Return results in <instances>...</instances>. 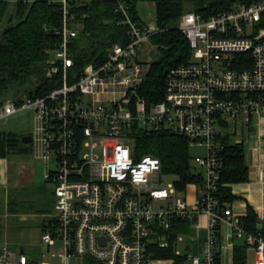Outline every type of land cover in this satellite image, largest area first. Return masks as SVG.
Masks as SVG:
<instances>
[{
  "label": "built area",
  "instance_id": "obj_1",
  "mask_svg": "<svg viewBox=\"0 0 264 264\" xmlns=\"http://www.w3.org/2000/svg\"><path fill=\"white\" fill-rule=\"evenodd\" d=\"M62 1L61 41L50 52L55 63L47 71L52 76L61 67V86L44 97L7 100L0 107V120L24 109L35 112L31 141L38 142L40 157L54 164L43 177L56 198L55 215L43 223L40 243L46 249L39 259L1 243L0 264H70L71 257L80 256L101 264H173L175 256L191 264H218L222 222L254 246L255 264H264L263 236L248 233L240 216L230 206L220 208L216 197L222 136L232 123L235 130L247 128L264 112V0L236 2L209 15L182 14L178 28L191 58L167 70L163 98L150 103L138 93L150 59L138 53L161 30L155 22L140 27L127 18L129 41L113 43L102 63H88L69 82L68 45L77 29ZM141 126L184 134L189 147L205 149L190 159L203 177L192 203L176 187L177 178L166 186L161 182L158 157L136 155L132 135ZM203 215L202 237L197 230L170 237L172 220L194 221L195 229ZM155 246L170 247L173 256H157Z\"/></svg>",
  "mask_w": 264,
  "mask_h": 264
},
{
  "label": "trees",
  "instance_id": "obj_2",
  "mask_svg": "<svg viewBox=\"0 0 264 264\" xmlns=\"http://www.w3.org/2000/svg\"><path fill=\"white\" fill-rule=\"evenodd\" d=\"M252 0H65L66 16L77 29V34L68 45L72 65L68 67V81L79 74L88 63L100 64L105 60L107 49L113 43L129 41L130 25L127 18L138 26L146 23L138 14L139 2H151L155 6V24L161 30L152 34L149 42L160 54L150 60L149 71L138 88L146 103L163 98L167 70L191 58L187 38L178 28L182 14L205 12L212 14L229 8L236 2ZM125 10H122L120 6ZM62 0H0V107L7 101L21 103L26 98L44 97L62 84V70L52 76L47 71L55 63L51 51L61 41L58 31L64 18ZM230 132L222 136L225 144L221 151L222 167L216 193L218 206L225 208L236 196L232 195L229 183L247 179V165L243 141L231 142ZM11 131L0 130V156L8 153L33 151L32 141L23 143L21 137ZM136 155L150 154L161 161L164 173L177 175L175 185L185 192L188 184H200L202 175L194 170L190 161L189 145L184 134L169 129L152 130L136 127L133 131ZM8 206L15 205L8 200ZM15 206L11 210L16 211ZM259 218L247 204L240 224L248 233H260L264 238V223L258 226ZM44 223V221H43ZM42 223V224H43ZM191 220H172L171 238L179 232H188ZM216 257L220 264L219 226L217 230ZM233 243L232 264H246V250L251 246L246 239L238 238ZM159 257H172L171 248L153 247ZM92 260V259H91ZM185 256H175L173 264H185Z\"/></svg>",
  "mask_w": 264,
  "mask_h": 264
},
{
  "label": "rangeland",
  "instance_id": "obj_3",
  "mask_svg": "<svg viewBox=\"0 0 264 264\" xmlns=\"http://www.w3.org/2000/svg\"><path fill=\"white\" fill-rule=\"evenodd\" d=\"M138 14L141 19L146 23L155 21V6L151 2H139L137 5ZM146 49L139 52V56L143 59H155L159 56L160 51L156 49V46L150 42L145 43ZM35 112L31 109H24L10 115L5 120H0V130L11 131L19 135L26 133L27 131L33 132L34 127L37 125V120H34ZM235 125L232 123L226 130L230 132V141L237 142L244 138L245 144L247 145L248 135L246 131L241 133V128L237 126L236 132L233 131ZM243 134V135H242ZM34 146L35 155V183L20 189H10L8 192L0 190V244L6 243L11 248H18V241L22 242L24 246V254L29 258L39 259L41 251L46 249V246L41 245L39 242L32 244V241H28L27 237L30 236V230H27L25 226L31 223L30 216L36 214L37 219H50L55 215V202L56 198L53 193V189L48 185L43 177L44 170L47 166H52L53 163L47 162L46 159L40 157L41 151L38 146V142L35 140L32 142ZM36 147V148H35ZM205 149L198 146H190L189 154L194 157L198 154L203 155ZM194 169H198L195 163L192 162ZM177 175L173 173H161V182L166 186L169 182L174 181ZM195 190L193 185L186 187V192L183 193L187 197L188 203L192 199V192ZM10 200L15 205L8 206L7 201ZM17 207L16 211L11 210ZM22 216L26 217V220L22 219ZM41 233V232H40ZM37 234L33 235L35 239ZM38 243V244H36ZM177 247L183 252L184 248L182 243H178ZM56 249V246L53 248ZM70 264H101L97 259H92L89 256L71 257ZM185 264H191L186 262Z\"/></svg>",
  "mask_w": 264,
  "mask_h": 264
},
{
  "label": "crops",
  "instance_id": "obj_4",
  "mask_svg": "<svg viewBox=\"0 0 264 264\" xmlns=\"http://www.w3.org/2000/svg\"><path fill=\"white\" fill-rule=\"evenodd\" d=\"M236 130L233 128L234 132H236ZM241 130V133L246 131L248 135L247 145L245 144L244 138L237 141H243L244 144L247 179L242 182L227 184L232 195L236 196V198L227 202V205L230 206L232 211L240 217L245 215L247 204L251 205L259 218L260 222L258 223V226H261V224L264 223V112L254 116L251 119L249 126L247 128L242 127ZM30 133V131H27L24 134ZM34 154L33 146L32 152H13L0 156V190L8 192L10 189H20L35 183L36 166L34 164ZM188 185H193L195 187V190L192 192V199L190 200V202H193L195 199V191L197 189L196 186L198 184ZM29 216L31 223L25 227L27 230H30V236L27 237L28 241L26 242L32 241L33 244L38 242V240L40 242V232L43 228L42 223L44 215H40V217H42L40 220L37 219L38 215L36 214ZM22 219L26 220V217L22 216ZM192 222L194 221H191L189 231H198L199 236L202 237L206 231L207 217L203 215L196 218V222L199 224L198 228L194 229ZM34 234H37L35 239L33 238ZM233 235L234 233L229 224L225 222L219 224L218 246L220 251V264H232L233 243L237 240L232 238ZM18 243L19 247L15 249L24 252L22 242L18 241ZM197 244L198 242L191 246L193 251L197 250ZM255 258L256 251L254 246L251 245L246 250V264H255Z\"/></svg>",
  "mask_w": 264,
  "mask_h": 264
},
{
  "label": "water",
  "instance_id": "obj_5",
  "mask_svg": "<svg viewBox=\"0 0 264 264\" xmlns=\"http://www.w3.org/2000/svg\"><path fill=\"white\" fill-rule=\"evenodd\" d=\"M31 140H32V136H31V134H24V135H22V137H21V141H22L23 143H30ZM21 251H22V250H21Z\"/></svg>",
  "mask_w": 264,
  "mask_h": 264
}]
</instances>
